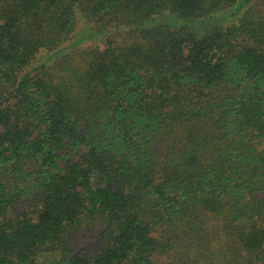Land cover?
I'll use <instances>...</instances> for the list:
<instances>
[{"label":"trees","instance_id":"trees-1","mask_svg":"<svg viewBox=\"0 0 264 264\" xmlns=\"http://www.w3.org/2000/svg\"><path fill=\"white\" fill-rule=\"evenodd\" d=\"M0 264H264V0H0Z\"/></svg>","mask_w":264,"mask_h":264},{"label":"rangeland","instance_id":"rangeland-1","mask_svg":"<svg viewBox=\"0 0 264 264\" xmlns=\"http://www.w3.org/2000/svg\"><path fill=\"white\" fill-rule=\"evenodd\" d=\"M224 18H227L226 16H223L222 18H221V20H223ZM221 20H219L218 19V21L217 22H220ZM230 21H231V19H229V24H230ZM232 23V22H231ZM85 29V31H88V28H87V26L85 25V26H83V27H81V29H80V31H83ZM200 30V29H199ZM87 36V35H86ZM85 36H83L82 38H84ZM78 38V37H77ZM101 37H99V36H96V35H88V37H86L85 38V40L83 41L84 43H86V44H91L92 46H94V45H97V44H99V42L101 41Z\"/></svg>","mask_w":264,"mask_h":264}]
</instances>
